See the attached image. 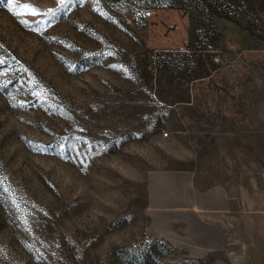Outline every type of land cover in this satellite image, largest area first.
Masks as SVG:
<instances>
[{"label": "rangeland", "instance_id": "1", "mask_svg": "<svg viewBox=\"0 0 264 264\" xmlns=\"http://www.w3.org/2000/svg\"><path fill=\"white\" fill-rule=\"evenodd\" d=\"M0 264H264V0H0Z\"/></svg>", "mask_w": 264, "mask_h": 264}, {"label": "snow or ice", "instance_id": "2", "mask_svg": "<svg viewBox=\"0 0 264 264\" xmlns=\"http://www.w3.org/2000/svg\"><path fill=\"white\" fill-rule=\"evenodd\" d=\"M9 2H11V0H9ZM26 7H28V8H29V10H30L31 14H33V15H35V14H36V12H35V9H34V8H31V6H26Z\"/></svg>", "mask_w": 264, "mask_h": 264}]
</instances>
